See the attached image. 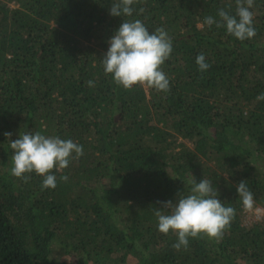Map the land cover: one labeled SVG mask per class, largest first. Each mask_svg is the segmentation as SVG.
<instances>
[{
    "label": "trees",
    "instance_id": "obj_1",
    "mask_svg": "<svg viewBox=\"0 0 264 264\" xmlns=\"http://www.w3.org/2000/svg\"><path fill=\"white\" fill-rule=\"evenodd\" d=\"M113 3L0 0V264H264V217L248 218L237 192L247 181L264 209V0L244 41L203 25L221 8L234 15L235 0H141L131 17L110 15ZM136 19L172 38L169 92L125 90L104 73L110 37ZM199 53L212 65L203 73ZM37 131L83 146L55 189L10 172V142ZM192 176L212 181L235 218L219 242L176 250L154 213L187 196Z\"/></svg>",
    "mask_w": 264,
    "mask_h": 264
},
{
    "label": "clouds",
    "instance_id": "obj_2",
    "mask_svg": "<svg viewBox=\"0 0 264 264\" xmlns=\"http://www.w3.org/2000/svg\"><path fill=\"white\" fill-rule=\"evenodd\" d=\"M140 2L114 0L109 9L110 15L131 17L133 5ZM235 4L234 15L221 8L218 10V20L207 16L203 25L209 28L213 25L217 28L225 27L227 34L238 40H250L256 35L254 12L251 10L254 0H235ZM139 11L142 13L144 9L140 8ZM108 43L110 47L102 58L103 70L106 75L111 74L117 86L125 90H132L138 85L146 90L170 91V80L162 66L170 58L173 44L163 27L150 33L149 28L139 19L123 20ZM196 64L202 73L212 66L206 62L203 53L196 56ZM87 83L89 87L94 86L92 80ZM256 99L264 100V93L257 95ZM5 135L10 137L11 133L6 132ZM10 148L13 150L11 175L27 183L31 174L35 173L43 177L42 190L55 189L57 177L54 173H63L73 160L84 155L83 146L72 139L47 136L40 131L20 132L19 138L10 142ZM68 179L67 175L60 176L61 181L67 182ZM188 183L191 188L187 196H181L175 202H159L162 204L160 208L170 210L167 214L159 208L154 213L158 219V230L165 235L169 232L176 235L177 241L173 244L176 250H186L189 238L207 237L219 242L235 218V209L224 206L212 181L203 178L197 182L192 176ZM237 192L244 210L251 212L255 202L247 181L238 183Z\"/></svg>",
    "mask_w": 264,
    "mask_h": 264
},
{
    "label": "rangeland",
    "instance_id": "obj_3",
    "mask_svg": "<svg viewBox=\"0 0 264 264\" xmlns=\"http://www.w3.org/2000/svg\"><path fill=\"white\" fill-rule=\"evenodd\" d=\"M248 212V211H247ZM247 217L250 219H256L259 218L260 216L264 217V209L259 208V209H254L251 212H248Z\"/></svg>",
    "mask_w": 264,
    "mask_h": 264
}]
</instances>
